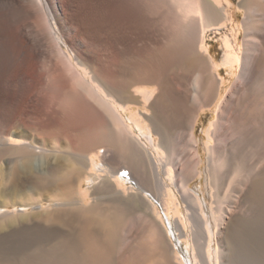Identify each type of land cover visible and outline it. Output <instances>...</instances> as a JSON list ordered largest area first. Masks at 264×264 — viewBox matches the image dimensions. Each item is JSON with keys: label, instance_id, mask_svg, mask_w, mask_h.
<instances>
[{"label": "bare ground", "instance_id": "1", "mask_svg": "<svg viewBox=\"0 0 264 264\" xmlns=\"http://www.w3.org/2000/svg\"><path fill=\"white\" fill-rule=\"evenodd\" d=\"M113 1L120 16L95 4L97 29L108 33L111 51L89 58L84 40L91 34L75 25L72 0H0V72L9 62L13 31L50 64L43 75L24 79L12 111L5 99L0 101L5 167L14 178L30 177L43 191V201L55 204L52 210L71 214L61 221L66 227L58 244L67 254H79L81 263L115 264L117 249L121 261L128 257L133 264L152 258L159 264H189L173 247L158 207L171 227L173 217L178 237L184 236L173 187L186 204L187 218L206 234L199 243L203 264H208L203 248L209 246L212 223L218 264H236L239 237L259 252L264 237L257 220L243 212L255 210L264 218V0ZM54 24L74 56L58 44ZM212 35L221 42L219 60L210 51ZM53 52L68 68L58 65ZM180 60L183 75L170 77L164 87L158 79L164 63ZM125 69L143 83L133 94L141 109L124 102ZM0 81H5L1 74ZM165 92L176 109L158 122L156 103ZM211 104L212 118L200 142L196 126ZM82 175L88 185L74 194L71 189ZM197 176L204 177L208 204L190 187ZM127 180L134 185L127 186ZM91 183L97 194L88 203ZM203 208L210 212L205 215ZM3 216L10 213L2 208Z\"/></svg>", "mask_w": 264, "mask_h": 264}, {"label": "rangeland", "instance_id": "2", "mask_svg": "<svg viewBox=\"0 0 264 264\" xmlns=\"http://www.w3.org/2000/svg\"><path fill=\"white\" fill-rule=\"evenodd\" d=\"M72 1L74 2L75 9V25H77V27L80 29L79 31L82 30L83 32L85 31V33L87 32L88 35L91 34V40H84L85 46L89 48V58H92L93 56H99L103 53H109L111 51V46L109 45L110 38L108 33L105 32V30L101 31L97 29L98 19L95 4H102L103 12L110 15L120 16L122 10L114 3L113 0ZM238 1L239 0H232V3L237 4ZM53 29L58 32V36H56L58 44L65 51H67V53H70L72 56H74L75 52L72 51L73 46H71L72 44L68 41V39H66V37L64 38L61 35L58 24H54ZM148 32H150V30H145V33ZM82 35L85 34L82 33ZM208 41L209 45H211L210 51L216 55V60L221 59L223 51L221 49L222 47L220 40L212 35L210 36V38H208ZM98 45L100 47L102 46V48L104 49L98 50V48H96ZM9 46L11 49V54L9 57L8 65L3 71L0 72V74L4 77L5 80L3 81V83L0 81V101L1 99H5L9 110L12 111L16 101L20 98V95L23 91L22 82L24 81V79H26L27 77H33L36 74L43 75L44 72L50 66V64L49 62L37 57L33 53V51L28 48V46L24 45L22 40L18 39L16 31L11 32ZM52 54L53 57H56L55 59L58 60V65L62 66V68H68L67 62H65V59H63L60 54H58L57 52H53ZM128 62L136 66L141 65L140 67L144 65L142 64V61L138 60H131ZM156 64L162 66V63L159 61H157ZM182 66L183 65L181 60L168 65L164 63L163 72L160 73L158 76L159 83L166 87L170 82V77L180 79L184 73ZM131 72L132 70L125 69L123 71V74H121V80L125 88L123 95L127 97L124 102L127 105H133L134 107L141 109V104L139 103L140 99L138 98V95L136 96L133 94H136L134 92L135 88L138 85L142 86L143 83H136L135 80L131 78ZM222 75L227 76V71L223 70ZM187 82L189 81L185 82V86H188ZM165 94L163 95L164 97L158 100L156 103V107H158L157 115L159 116L158 122L160 120V122H164L165 120L170 119L176 109L173 97L168 94V92H165ZM212 109V104L210 106L208 105L204 107L203 112L201 113V118L198 122V125L196 126L195 132L197 139L200 142H202L204 139L203 130L208 126L212 118ZM169 151L170 148H168L165 152L166 156L169 155ZM7 157V154H2L0 151V201L3 202L0 205V210L2 211L3 208V211H8L10 213V216H5V218L3 216L0 219L3 220V227L5 226L4 228L2 227L3 229H0V264H90L89 262H79V254H67L66 251L63 250L58 244L61 238L63 237L62 228L66 227L61 225V221L65 222L66 220L70 219L72 217L71 214L63 211L62 209L55 211L52 210V208L55 207V204L53 202L43 201V191L34 187L33 181L30 177L22 176L21 178H14L13 175L10 173L11 171L5 167L4 160H6ZM35 164L36 166H38V160H36ZM83 176L84 175L81 176L80 180L74 183L75 185H73L71 189L72 193L77 194L81 189H84L86 185H88L86 180L82 181ZM163 177L167 178L168 176L164 173ZM203 183L204 177L197 176L191 179L190 187L194 192H198L199 197L202 200H205L203 201V203H207L208 199L206 193L204 192L205 186ZM126 184L127 186L134 185L133 181L131 180H127ZM89 185L91 186L86 197L89 199H86V202L88 201V203H91L93 202V196L96 195L97 192H95V190L93 189L94 187L92 188V183ZM173 189L180 204V217L182 218V224L186 234L184 236H181L180 238L178 237L177 231L174 230L173 217H170V220L173 225L171 227L169 224H167L169 222H167L168 219L166 218V216H164V212L161 210L162 208L156 202L158 204L159 211L162 215L166 228L168 229L167 234L171 238L173 247L175 248L179 256H181L183 259H187V262L189 264H203L202 258L200 257L201 254L199 243L204 240L202 236H206V234L204 233V235H202V229H197L194 226V223L187 218V214H189V211L186 208V204L183 202L182 197L179 194L178 188H176V190L175 187H173ZM54 193L55 191H52L51 194ZM147 196L149 199L154 201L149 195ZM126 200L130 201L131 198L128 197ZM207 207L209 206L207 205ZM44 208H49L52 210V212L47 211L48 209ZM203 209L205 210H203V213H205V215L207 214V212H210V209L208 210V208ZM243 214H246L248 218L257 220L255 224L258 223L257 226L260 229H258V232L260 231L261 236L263 235L264 237V218L259 216L258 212L255 210H246L243 212ZM85 215L86 214L84 213L76 215L74 216V220L79 221ZM8 220L10 222H8ZM208 227L210 230V238H208L209 246L208 248L206 247L207 249L203 248V251L206 250L207 252L208 250V255H206L208 257V264H218V260L216 259L215 255L216 242L212 239V233L215 230L214 223L210 224ZM238 239L235 241V246L237 247L235 249L239 258L242 257V259H244L247 264H259L261 259L262 261H264V246L261 247L263 249H259L258 252V248L256 250L255 248L250 247L253 246L252 242L244 243L245 241H243L242 237H239ZM241 243L243 244L241 245ZM113 255L115 258V264L132 263V259L130 258V260H128V257L121 261L117 249L114 251ZM239 258L237 257L236 264H240ZM155 259L156 258H152L148 261H145L144 264H159V260Z\"/></svg>", "mask_w": 264, "mask_h": 264}]
</instances>
